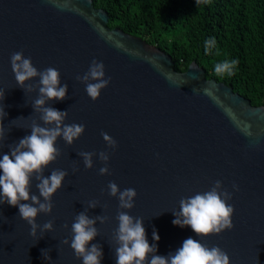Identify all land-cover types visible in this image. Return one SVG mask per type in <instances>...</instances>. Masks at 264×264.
Masks as SVG:
<instances>
[{"label": "water", "instance_id": "1", "mask_svg": "<svg viewBox=\"0 0 264 264\" xmlns=\"http://www.w3.org/2000/svg\"><path fill=\"white\" fill-rule=\"evenodd\" d=\"M107 22V12L92 0H0V90L5 92L0 106L7 112L0 158L9 145L30 135L33 120L43 126L32 107L38 92L24 91L15 80L14 52L22 51L40 71L53 67L60 72L61 86L68 85L66 98L46 106L68 111L65 124L85 125L72 145L57 139L61 155L44 170L45 176L53 169L68 173L52 197L51 214L36 219L41 226L53 221V231L38 229L33 237L18 207L0 205V264H83L70 247L71 225L90 201L98 204L87 215L108 220L96 222L99 235L88 247L101 245V264H116L119 202L109 195L110 181L121 191L135 189L134 207L122 211L144 220L157 255L175 252L192 237L209 248L220 247L230 264H264V104L254 105L230 85L207 78L196 61L176 70L164 50ZM94 59L103 62L105 79L110 78L95 101L76 79ZM101 132L117 142L114 149ZM82 151L107 152L110 174H99L105 165L98 155L87 169L78 155ZM217 180L232 195L234 227L202 237L188 226L173 225L172 212L180 210L181 198L206 192ZM36 183L33 178L30 191L39 196Z\"/></svg>", "mask_w": 264, "mask_h": 264}, {"label": "clouds", "instance_id": "2", "mask_svg": "<svg viewBox=\"0 0 264 264\" xmlns=\"http://www.w3.org/2000/svg\"><path fill=\"white\" fill-rule=\"evenodd\" d=\"M214 44V39L207 40L205 50L207 51ZM10 63L19 87L27 92H38L32 107L40 114L43 126L33 120L29 125L30 135H25L14 145H9V153L3 154L0 158V173H2L0 174V205L7 203L18 207L19 216L30 225V235L36 237L38 229L41 232L53 231V221L49 220L41 226L37 224L36 219L40 213L51 214L52 197L62 187V182L68 175L61 169H53L50 175H44L45 168L61 155V151L55 146L57 139L62 138L66 144L72 145L84 133L85 125L65 124L68 111L46 106L49 101H62L66 98L68 85L64 83L61 86L60 72L56 68L48 67L40 71L33 66L30 57H24L22 51L12 53ZM235 64L236 61H225L215 65L214 70L217 74L231 73ZM37 77L39 80L36 85L26 84V81ZM76 79L85 84V91L93 101L99 98L101 90L110 82V78L105 79L103 62L95 59L91 62L88 71L82 76L77 75ZM4 97L5 92L0 90V101H3ZM6 116L4 106H0V141L5 139L3 119ZM101 136L110 148L114 149L117 146V142L106 132H101ZM78 155L82 157L87 169L93 167V157L98 155L99 160L105 165L99 169V174H110L107 152L82 151ZM33 178L37 182L35 187L39 196L30 191ZM108 189L109 195L116 197L119 202L116 215L118 227L113 233L117 244L116 264H230L228 254L220 247L209 248L192 237L186 238L175 252H170L167 256L157 255V245L155 243L150 245L146 238L144 220L122 211L134 207V199L137 196L135 189L125 188L121 191L114 181L108 183ZM231 199V193L222 190V182L217 180L210 190L181 198L180 210L172 212L175 217L172 223L181 228L188 226L197 236L202 237L231 230L234 227L232 221L234 207L228 203ZM29 200L30 203H21ZM97 204V201H90L88 208L78 213L71 225L70 247L76 257L82 259L83 264H101L103 258L101 245L92 244L88 247L89 242L99 235L96 222L105 223L108 220L105 215L92 218L87 215L88 209L96 208ZM64 227L67 228L68 225L65 224ZM152 236L154 241L159 240L155 230ZM63 243L68 244L69 241L65 239ZM46 259H50L49 255Z\"/></svg>", "mask_w": 264, "mask_h": 264}, {"label": "trees", "instance_id": "3", "mask_svg": "<svg viewBox=\"0 0 264 264\" xmlns=\"http://www.w3.org/2000/svg\"><path fill=\"white\" fill-rule=\"evenodd\" d=\"M107 24L139 36L171 55L184 71L196 61L207 78L230 85L254 105L264 104V0H92ZM214 39L207 51L205 42ZM236 61L231 73L215 65Z\"/></svg>", "mask_w": 264, "mask_h": 264}]
</instances>
